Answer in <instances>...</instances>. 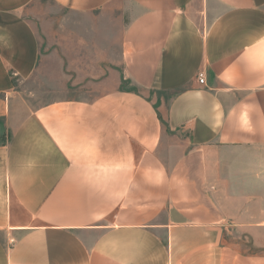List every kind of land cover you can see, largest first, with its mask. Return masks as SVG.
Segmentation results:
<instances>
[{"label": "crops", "instance_id": "1", "mask_svg": "<svg viewBox=\"0 0 264 264\" xmlns=\"http://www.w3.org/2000/svg\"><path fill=\"white\" fill-rule=\"evenodd\" d=\"M0 264H264V0H0Z\"/></svg>", "mask_w": 264, "mask_h": 264}, {"label": "rangeland", "instance_id": "2", "mask_svg": "<svg viewBox=\"0 0 264 264\" xmlns=\"http://www.w3.org/2000/svg\"><path fill=\"white\" fill-rule=\"evenodd\" d=\"M109 76L100 85H90L86 87H69L67 89L47 88L48 84H21L19 78H14V86L17 90H21L24 93L28 103L31 106H36L43 102L53 100V98H95L103 95V93L117 90L120 87H124V83L118 84V74L120 71L119 65H109ZM122 77V75H121ZM99 83V81H94Z\"/></svg>", "mask_w": 264, "mask_h": 264}, {"label": "built area", "instance_id": "3", "mask_svg": "<svg viewBox=\"0 0 264 264\" xmlns=\"http://www.w3.org/2000/svg\"><path fill=\"white\" fill-rule=\"evenodd\" d=\"M198 80L200 83H203L204 82V73L203 72H200L198 74Z\"/></svg>", "mask_w": 264, "mask_h": 264}]
</instances>
